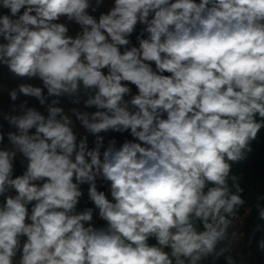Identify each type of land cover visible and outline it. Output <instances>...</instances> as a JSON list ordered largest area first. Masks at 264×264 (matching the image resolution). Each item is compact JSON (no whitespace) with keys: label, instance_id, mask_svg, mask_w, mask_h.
<instances>
[{"label":"clouds","instance_id":"obj_1","mask_svg":"<svg viewBox=\"0 0 264 264\" xmlns=\"http://www.w3.org/2000/svg\"><path fill=\"white\" fill-rule=\"evenodd\" d=\"M101 3L0 0L9 10L0 14V64L42 81L19 84L10 98L34 97L47 111L25 101L4 115L15 131L12 148L0 149V264L219 259L244 238L241 210L251 212L232 167L264 128V0H114L96 19L88 9ZM62 17L80 26L75 37ZM138 23V47L129 48ZM128 83L138 92L126 100ZM62 97L84 110L66 111ZM73 115L93 148L78 139ZM109 130L134 140H111L102 152L99 134ZM18 153L27 163L13 178ZM85 183L103 227L93 208L77 212ZM254 207L251 237L264 230V193Z\"/></svg>","mask_w":264,"mask_h":264},{"label":"crops","instance_id":"obj_2","mask_svg":"<svg viewBox=\"0 0 264 264\" xmlns=\"http://www.w3.org/2000/svg\"><path fill=\"white\" fill-rule=\"evenodd\" d=\"M91 4L93 7H95V0H90ZM114 6V0H102V3L100 6L97 8L98 9V16H100L102 13L106 14L110 8ZM92 8L88 9V12ZM9 10L6 11V14H8ZM60 23H65L68 28H69V35L75 37L78 32L81 31L80 26L76 24L73 21H68L66 18H61ZM130 40V44L127 47H132V41ZM0 42H3L2 38H0ZM124 49L121 48V51ZM21 83H29L32 84L33 86L36 87H42V81L39 80L38 78H20L14 76L9 69L7 68L6 65L0 64V132L4 133V140L0 142V149H11L12 145L9 143L7 139V133L10 131H15L13 127H11L8 123L7 120L4 119L5 114H19V105H21L23 102H27V107H32L35 108L36 110L40 111L42 114L47 116V111H46V105H41L39 101L34 98V97H26L22 94L18 95V99L16 101H12L9 95V92L13 89H17L18 85ZM46 94V89L44 90ZM52 97L48 98L47 103L51 102ZM126 100H129L127 97H125ZM16 106L17 111L15 113H12V108L13 106ZM60 106L64 107L66 111L73 107H79L81 110H84L83 104L77 106L74 105L70 102V100L67 97H62L61 98V103ZM131 107V106H130ZM90 112H94L97 109L94 107L91 109H87ZM69 115L71 113L69 112ZM73 122H74V132L76 133L78 139L87 136L86 130L80 125L79 121L76 120L75 116H72ZM35 130H32L31 132H34ZM132 140H134L133 137H131ZM23 161V163H22ZM26 160L21 154H17L15 160H14V172H13V178L16 176L22 175L23 172L25 171V166H26ZM37 183H42V182H37ZM84 184L81 185L80 187L83 188ZM3 197L0 196V203H3ZM31 208V205H29ZM239 226V224H238ZM264 239V231L261 233L259 240L256 243H247L246 242V237L244 234V238L241 239L239 242L236 252L238 255V259H242L244 264H264V257H261V254H264V250L259 249L258 247V242ZM241 256V257H239Z\"/></svg>","mask_w":264,"mask_h":264},{"label":"trees","instance_id":"obj_3","mask_svg":"<svg viewBox=\"0 0 264 264\" xmlns=\"http://www.w3.org/2000/svg\"><path fill=\"white\" fill-rule=\"evenodd\" d=\"M198 2V0H197ZM142 30L135 31L130 35L133 46L138 47L137 36ZM145 33V37H146ZM155 70V65L153 64ZM169 75L168 73H164ZM131 138L130 130L125 131ZM252 151L247 155V158L232 167L233 174L240 176L241 187L244 189L243 198L246 200L247 208H251L249 214H245V209L241 210L240 216L243 217V231L247 243H256L259 240L261 233L264 230L256 232L254 237H251V229L256 223V209L257 196L264 193V128L258 134V137L251 144ZM93 216L98 217V210L93 208ZM105 222V221H103ZM106 223V222H105ZM251 237V242L249 239ZM150 243H155L151 240ZM218 264H227L225 257H223Z\"/></svg>","mask_w":264,"mask_h":264},{"label":"built area","instance_id":"obj_4","mask_svg":"<svg viewBox=\"0 0 264 264\" xmlns=\"http://www.w3.org/2000/svg\"><path fill=\"white\" fill-rule=\"evenodd\" d=\"M7 10L8 9H0V14H6ZM89 14L93 15L94 18H96V19L99 18L98 9H96V11H92V9H91L89 11ZM144 27H145V25L138 23L135 27L134 32L139 31V30H143ZM104 71L106 73L107 70L105 69ZM125 83H127V82H125ZM128 86L131 89V94L129 96H126V97L128 99H131V95L137 94L138 90L136 89L135 85H131L130 83H128ZM30 131H32V130H30ZM86 133H87V138H88V147H89V149H91L95 146V144H94L95 136L92 135L91 133H88L87 131H86ZM99 135L103 137V147L101 149L102 152L104 149L107 148L108 143L111 140H115L117 148L120 145H122L126 140L132 141V139L128 136V134L125 131L124 132H116V131L109 130L108 132H101ZM96 184H97L98 191H104L105 194L108 196V198L111 200L112 198L110 195L108 182L104 181L102 178H97ZM88 188H89V185L87 183H85L83 188H81V191L83 194H82V196L79 200V203L77 205V212H82V211L86 210L87 208H95L93 202L90 200V198L88 196ZM8 194L15 195V192L12 191ZM3 200H4V197H3ZM30 210H31V208L29 207V212H30ZM93 223L96 227H103L106 224L105 222H103V220H100L99 217H97V216H93ZM238 224L240 226V231L244 233V231H243V217H239ZM25 239L26 238H22V243ZM238 244L239 243L234 244L231 253H226L225 256L230 254L237 260V264H244L242 259L240 260L237 258L238 255L236 252V248H237ZM225 256H221L219 259H216V260H213L212 257H209L208 259H206L203 262V264H218L220 262V260ZM260 256L264 257V254H261ZM239 257H241V256H239ZM15 260H17V261L19 260V254H17V257H15Z\"/></svg>","mask_w":264,"mask_h":264}]
</instances>
